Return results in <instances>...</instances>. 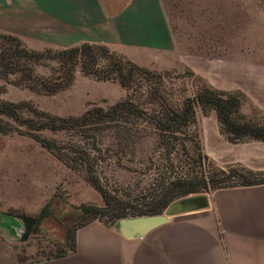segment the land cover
<instances>
[{"label": "trees", "instance_id": "1", "mask_svg": "<svg viewBox=\"0 0 264 264\" xmlns=\"http://www.w3.org/2000/svg\"><path fill=\"white\" fill-rule=\"evenodd\" d=\"M76 70L97 80L116 81L125 93L107 106L92 103L77 114L67 115L40 109L28 99H0V132L30 136L65 165L81 169L101 196V204L76 206L78 219L72 218V225L65 224L63 240L57 243L54 256L72 248L75 228L91 219L117 223L122 217L160 213L168 203L188 194L264 182V171L235 164L209 167L210 158L202 151L194 125L197 111L207 114L213 110L218 130L227 140L264 141V111L259 115L241 111L245 100L241 90L216 87L198 78L196 86L186 93L185 87L168 81L167 85L169 69L138 64L103 42L35 49L18 35L0 31V78L4 83L52 94L70 85ZM175 76L194 74L187 69ZM107 130L112 132L119 152L140 147L144 131L151 132V143L168 163V173L141 194L122 197L112 193L100 182L97 172L104 158L101 140ZM179 155L192 167L174 171L173 157ZM50 214L47 201L35 220L39 222Z\"/></svg>", "mask_w": 264, "mask_h": 264}, {"label": "rangeland", "instance_id": "2", "mask_svg": "<svg viewBox=\"0 0 264 264\" xmlns=\"http://www.w3.org/2000/svg\"><path fill=\"white\" fill-rule=\"evenodd\" d=\"M159 2L172 37L168 55L171 64L160 67L161 61L155 57L148 67L169 69L166 83L185 87L186 93L199 79L216 87L239 89L245 94L241 111L256 115L264 111L257 105L253 88V74L264 65V0ZM21 36L31 48L63 47L54 40L57 38L50 41L49 33H31L27 29ZM187 69L194 76H175ZM0 85V99H28L40 109L61 115L77 114L92 103L107 106L125 93L116 81L97 80L78 70L70 85L52 94L4 83L1 78ZM194 125L205 153L209 132L218 129L213 110L207 114L197 111ZM142 135L140 147L135 145L124 152L116 150L110 130L102 136L104 158L97 165V172L100 182L116 195L141 194L170 170L151 143L152 133L144 131ZM228 164L232 163H218L211 158L208 163L213 168ZM171 166L178 171L189 169L192 164L179 155L173 157ZM200 193L209 194L210 190ZM47 201L51 214L37 222L35 217ZM80 203H102L99 192L81 169L65 165L30 136L0 132V264H34L53 257L57 243L63 240L65 224L72 225ZM23 215L33 221L27 237L21 240L16 228Z\"/></svg>", "mask_w": 264, "mask_h": 264}, {"label": "crops", "instance_id": "3", "mask_svg": "<svg viewBox=\"0 0 264 264\" xmlns=\"http://www.w3.org/2000/svg\"><path fill=\"white\" fill-rule=\"evenodd\" d=\"M27 29L63 46L103 42L147 67L155 57L160 67L171 64L172 37L159 0H0V31L22 37ZM253 88L264 108V65L253 74ZM205 153L264 171L262 140L232 142L217 129ZM207 198L206 207L169 215L141 235L91 219L75 228L72 248L34 264H264V182L217 187Z\"/></svg>", "mask_w": 264, "mask_h": 264}, {"label": "water", "instance_id": "4", "mask_svg": "<svg viewBox=\"0 0 264 264\" xmlns=\"http://www.w3.org/2000/svg\"><path fill=\"white\" fill-rule=\"evenodd\" d=\"M208 204L207 194L195 193L179 197L166 205L164 210L157 214L137 215L122 217L117 220L119 229L125 234H143L151 228L165 222L169 215H174L190 210L206 207ZM33 218L27 215L21 216V223L17 227L19 239L27 237Z\"/></svg>", "mask_w": 264, "mask_h": 264}]
</instances>
